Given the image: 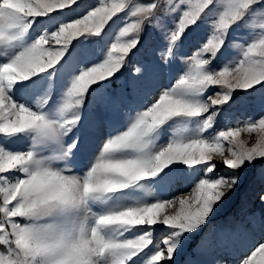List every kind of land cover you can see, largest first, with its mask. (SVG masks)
<instances>
[{
  "label": "snow or ice",
  "instance_id": "6c2138e0",
  "mask_svg": "<svg viewBox=\"0 0 264 264\" xmlns=\"http://www.w3.org/2000/svg\"><path fill=\"white\" fill-rule=\"evenodd\" d=\"M239 92L264 102V0H0V138L25 142L0 143V264L213 251L204 229L264 182V110L218 129ZM176 184L190 191L162 198ZM256 199L229 233L264 229ZM237 264H264V242Z\"/></svg>",
  "mask_w": 264,
  "mask_h": 264
},
{
  "label": "rangeland",
  "instance_id": "374dc122",
  "mask_svg": "<svg viewBox=\"0 0 264 264\" xmlns=\"http://www.w3.org/2000/svg\"><path fill=\"white\" fill-rule=\"evenodd\" d=\"M83 4L92 3L93 0H81ZM202 28L197 35L204 34ZM118 35V30L114 27L106 40L110 43L114 41L115 36ZM106 56V53H105ZM238 56V50H237ZM152 58V52L149 49H143L140 53L133 57L129 62L130 67H135V61H146ZM102 62V61H101ZM186 70V68H185ZM162 80L166 83L167 78ZM70 86V83L69 85ZM67 89L64 88L63 91ZM63 92H61V96ZM264 110V102L258 94L245 95L239 92L236 96V102L230 107L226 108L219 121L218 129H223L229 122L236 120L244 121L249 116H256ZM247 138L246 133H242L240 139ZM0 143L9 149L22 150L25 147L23 140L9 141L0 138ZM191 185L185 187L184 184H176L169 188L164 193L162 198H171L172 195H179L190 191ZM264 190V182H261L259 177H251L241 186V188L234 194L227 205L217 214L215 219L204 229L206 237L210 239L215 248L210 253H203L196 255L193 253V248L196 247V240L194 239L186 248L185 253L180 257L179 264H183L185 259H192L200 262V264H214V261H220L221 264H237L238 259L248 249L257 245L259 242H264V229L256 227L250 228L246 233L234 234L227 230L234 228L235 225H247L248 218L255 214L257 217L261 214V205L256 199V194ZM153 196H158L160 193L155 188L151 189ZM147 199H151L150 197ZM164 234L160 233L154 237V240H162Z\"/></svg>",
  "mask_w": 264,
  "mask_h": 264
}]
</instances>
